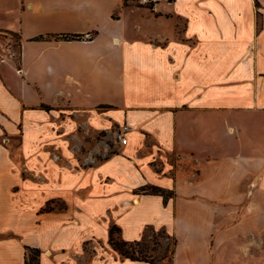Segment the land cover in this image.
I'll list each match as a JSON object with an SVG mask.
<instances>
[{"label": "crops", "instance_id": "crops-1", "mask_svg": "<svg viewBox=\"0 0 264 264\" xmlns=\"http://www.w3.org/2000/svg\"><path fill=\"white\" fill-rule=\"evenodd\" d=\"M125 1L0 0V264L26 247L39 264H149L114 251L111 226L128 242L170 231L172 264H264V0L157 16ZM60 34L82 37L36 40ZM114 122L128 144L79 162Z\"/></svg>", "mask_w": 264, "mask_h": 264}, {"label": "rangeland", "instance_id": "rangeland-1", "mask_svg": "<svg viewBox=\"0 0 264 264\" xmlns=\"http://www.w3.org/2000/svg\"><path fill=\"white\" fill-rule=\"evenodd\" d=\"M125 4L127 6H131V7H135V8H139L141 6H139L138 4L135 3V1L133 0H126ZM152 14H155V16H157L158 14L155 13V9H150ZM117 14V13H116ZM137 30H139V32H141L140 30H142V27L140 25H138ZM182 31V27L181 29L178 31L177 33H181ZM5 36L8 37L9 34H4ZM153 34L149 33V37H153ZM178 36V35H177ZM180 37V36H179ZM11 38L10 41V49H11V54H13V56H15V58H17L19 56V39L12 36V37H8ZM5 40L2 39V42H4ZM8 53V51L5 50V47L0 46V57H4L6 54ZM115 94H117V91L114 92ZM109 108V107H108ZM101 110H106L105 108H98V111ZM66 114V113H65ZM63 113V115H65ZM118 124L116 122L113 123V126L111 127V129L106 132V131H101L97 138L91 140V139H87L85 141H82L81 143V153L79 156V162L81 163H85L86 164V160H90L91 158H96L95 153H98L97 150L99 148H106L109 147V150L107 152V154H111L112 152L116 151L117 149V144L114 141V131L115 129L118 127ZM2 142V139H1ZM93 150V153L92 151ZM98 158L102 159V156L97 154ZM160 168V167H159ZM161 169V168H160ZM13 192L15 193V195L18 196L17 200L18 202H20L21 204L23 203L22 200H25V198L22 197V193H21V188L16 187L13 189ZM58 202H54V203H50L48 204L47 207H61L64 205V202L57 200ZM25 204V203H24ZM7 212L9 215L11 214V212L14 210V205H13V201L12 199H9L7 201ZM105 217V218H104ZM106 216L103 215H97L94 217L93 222L97 224L98 229L100 230L102 228V226L104 225V223L106 222ZM3 220L5 218H2ZM140 248H145V250L147 251V257L150 261H152L154 264H169L171 261V255H172V251L174 249V239L171 235V232L165 229H160L159 231H154V232H147V236L145 237L144 240H142V242L140 243ZM72 253H70L71 256ZM71 258V257H70ZM26 264V263H25Z\"/></svg>", "mask_w": 264, "mask_h": 264}, {"label": "trees", "instance_id": "trees-1", "mask_svg": "<svg viewBox=\"0 0 264 264\" xmlns=\"http://www.w3.org/2000/svg\"><path fill=\"white\" fill-rule=\"evenodd\" d=\"M258 6V3H256ZM258 27H260V22L258 24ZM14 37H18L17 35L12 34ZM81 35H73V34H60V35H53V36H47V37H37L36 40H48L51 38H54L56 40L58 39H63V40H69V39H79L81 38ZM42 107L45 110H50L49 107L42 105ZM139 192H144L146 194H151V195H161L164 197L163 201L164 204L167 203V198L171 196V192L166 191L165 189L159 188V187H154V186H146V187H141L138 189ZM49 203H47L48 206ZM45 211H51V207H45ZM142 241H133V242H128L124 241L123 239L120 238V229L117 228L116 226H111L109 229V239H108V244L111 246V248L116 251L120 256L127 258L131 261L134 262H146L149 264H154L152 261H150L147 257V251L145 248H140V243ZM27 253L29 254V260H25L26 264H39L38 262V256H39V250L38 249H33L26 247ZM173 254V251H172ZM169 264H172V255H171V261Z\"/></svg>", "mask_w": 264, "mask_h": 264}, {"label": "built area", "instance_id": "built-area-1", "mask_svg": "<svg viewBox=\"0 0 264 264\" xmlns=\"http://www.w3.org/2000/svg\"><path fill=\"white\" fill-rule=\"evenodd\" d=\"M136 4L142 7H147L149 9H155V7L161 3H169L174 0H133ZM3 59V56L0 57V60ZM130 131V126L127 123L118 125L114 131V141L119 146H126L128 144V133Z\"/></svg>", "mask_w": 264, "mask_h": 264}, {"label": "bare ground", "instance_id": "bare-ground-1", "mask_svg": "<svg viewBox=\"0 0 264 264\" xmlns=\"http://www.w3.org/2000/svg\"><path fill=\"white\" fill-rule=\"evenodd\" d=\"M135 203H137V199H135ZM74 224H77V222L75 221ZM49 254V253H48Z\"/></svg>", "mask_w": 264, "mask_h": 264}]
</instances>
